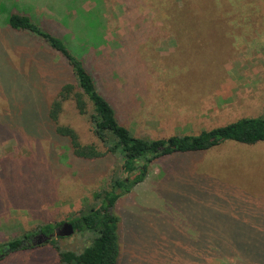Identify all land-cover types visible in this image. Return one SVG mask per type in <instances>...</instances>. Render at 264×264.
I'll list each match as a JSON object with an SVG mask.
<instances>
[{"label": "rangeland", "instance_id": "374dc122", "mask_svg": "<svg viewBox=\"0 0 264 264\" xmlns=\"http://www.w3.org/2000/svg\"><path fill=\"white\" fill-rule=\"evenodd\" d=\"M98 1L106 20L101 44L80 49L119 121L134 134L168 138L264 114V0H233L244 10L228 12L232 19L218 36L207 27L210 14L204 12L185 15L177 31L172 22L181 19L183 0H1L0 121L7 124L5 115L31 109L45 111L61 86L75 80L61 54L10 28L8 16L25 13L52 32L72 26L76 36L67 32L65 40L71 35L79 46L90 29L81 25L87 21L76 8H97ZM205 2L199 0L200 10ZM28 95L30 108L24 107ZM12 97L18 106L12 107ZM60 121L74 127L82 143L106 150L88 115L72 101L65 102ZM41 134L0 128V186H12L0 201V244L45 223L60 224L57 232L81 209L99 205L94 193L124 175L118 155L78 158L69 139L47 121ZM24 176L27 189L22 188L26 179L20 181ZM114 211L120 217L117 264H243L248 254L264 255V141H229L161 157L142 183L118 199ZM94 237L79 230L50 240L61 251L79 252ZM50 240L33 249L0 251V264H67ZM235 241L245 251L233 255L219 247Z\"/></svg>", "mask_w": 264, "mask_h": 264}, {"label": "trees", "instance_id": "16d2710c", "mask_svg": "<svg viewBox=\"0 0 264 264\" xmlns=\"http://www.w3.org/2000/svg\"><path fill=\"white\" fill-rule=\"evenodd\" d=\"M228 1L231 2L230 5L227 0H206V5H202L204 10H200L199 0H183L184 3L180 10L181 19L179 21L178 19L173 20L172 25L176 26L178 31L180 30L179 24L184 21L185 15L192 16L204 12L210 14V23L207 27L214 31V34L222 33L227 20L231 21L232 19L231 17L227 18L228 12L241 15L244 10V8L239 7L241 3L234 4L233 0ZM98 4L97 8L86 11L79 7L76 8L80 13V20L85 18L87 21L86 24L80 21L81 25H86L90 29L84 37L79 39V46L73 44L75 39L71 35L74 34L75 28L72 26H69L72 33L69 32V28H66L64 32L59 31L60 29L55 30V33L52 32V29H47L36 22L30 15L16 11L12 12L7 19L10 28L23 31L27 36L33 35V37L43 40L49 47L61 54L68 61L75 80L74 82H66L61 86L56 97L46 104L45 111L31 109L30 112L24 111L23 114L13 118L5 115L9 120L7 123L9 128L4 121H0L1 130L4 132L13 131L16 134H21V132L34 133L36 136H41L42 127L47 121L52 124L57 134L69 139L74 156L85 160H97L108 153H112L121 158V171L124 175H115L110 189L94 193L99 205H89L85 209H81L77 216L68 221L74 225L75 231L93 232L95 234L93 242L82 251L75 252L72 250L61 251L55 239L50 240L59 251L61 261L67 264H117L120 253L118 235L120 217L114 211L115 204L122 195L131 192L147 178L150 167L155 160L177 152L206 151L229 141L243 144H255L264 141V114L241 117L225 125L214 126L199 133L174 134L168 138L155 139L134 134L129 127L119 121L115 108L108 97L100 91L94 73L87 67L83 58L84 51L80 49H97L98 45L101 44L103 34L100 28L106 27V20L100 16V12H103L101 2L98 1ZM217 11L220 12V15L217 14L216 17L218 19L215 18ZM238 19L237 22L241 21V16H238ZM70 22L68 24H71ZM67 32L71 34L68 41L65 40ZM177 34L179 36V33ZM69 42L72 43V46ZM135 82L141 83L142 81L136 80ZM145 85L148 88V85L143 82L140 86L144 88ZM25 99L28 100L25 101L24 107L30 108L29 95ZM11 101L12 107L18 106L14 97ZM67 101H72L80 114L88 115L93 133L107 147L105 151L100 150L93 143H82L74 127L61 123V114ZM25 179L26 176L22 177L20 181ZM28 180L26 179L22 184L23 189L30 187L27 186ZM11 187L0 186V201L3 197L10 196ZM38 200H40L39 195L32 199V203ZM59 225L54 223L41 224L38 230L28 231L22 236H17L0 244V251L9 254L19 250L33 249L37 247V244L31 243L30 239L37 232L51 235ZM219 247L222 249L229 248L230 250L227 252L233 255H237L239 251H245L238 241ZM217 252L219 253V249ZM247 257L243 258V264H264L263 254H260L259 257L248 254Z\"/></svg>", "mask_w": 264, "mask_h": 264}, {"label": "water", "instance_id": "95a60500", "mask_svg": "<svg viewBox=\"0 0 264 264\" xmlns=\"http://www.w3.org/2000/svg\"><path fill=\"white\" fill-rule=\"evenodd\" d=\"M75 232L74 225L71 222H65L62 227L51 235L39 234V239L33 241V244H40L52 239L54 236H70ZM1 256V255H0Z\"/></svg>", "mask_w": 264, "mask_h": 264}]
</instances>
